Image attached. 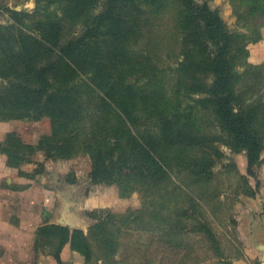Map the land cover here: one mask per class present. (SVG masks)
<instances>
[{"label": "trees", "instance_id": "16d2710c", "mask_svg": "<svg viewBox=\"0 0 264 264\" xmlns=\"http://www.w3.org/2000/svg\"><path fill=\"white\" fill-rule=\"evenodd\" d=\"M230 1L244 31L229 27L209 0H36L33 10L8 6L13 22L0 24V120L49 117L51 131L36 144L8 132L0 139L7 164L31 162L40 151L46 158L84 151L94 183H117L122 195L144 196L141 208L121 215L125 227L161 231L170 237L168 247L176 248L173 235L196 230L185 220L172 222L176 210L191 217L184 205L187 180L178 183L174 171L202 188L217 176L214 166L223 156L218 143L224 141L245 153L247 171L260 183L264 65L247 60V47L262 36L264 0ZM164 17L173 21L168 44L156 32ZM115 216L107 215L89 233L47 221L36 233L52 244L55 264H67L63 255L69 250L84 255L85 264H122L115 254L122 231ZM198 222L197 230L220 246L209 222ZM138 264L163 263L149 257Z\"/></svg>", "mask_w": 264, "mask_h": 264}, {"label": "rangeland", "instance_id": "374dc122", "mask_svg": "<svg viewBox=\"0 0 264 264\" xmlns=\"http://www.w3.org/2000/svg\"><path fill=\"white\" fill-rule=\"evenodd\" d=\"M209 4L219 10L229 27L245 30L230 0H209ZM8 6L33 10L36 0H0V24L13 22ZM172 25L168 17L157 21L156 32L166 43L173 42L169 38ZM261 31V38L247 47V60L256 65H264V25ZM11 131L17 132L27 143L36 144L51 131V121L49 117L0 120V139ZM218 144L223 156L214 166L217 176L206 182L207 185L201 188L185 173H173L178 183L187 180L189 194L184 205L189 208L191 217H181L176 210L172 222L185 220L189 222V229L196 231L191 229L186 235H173L171 240L176 248L172 249L168 247L170 237L161 231L125 227L127 222H123L121 215L141 208L144 196L139 191L122 195L123 190L117 183H94L90 176L91 157L84 151L64 158H46L40 151L33 161L19 166L8 165L7 155L0 153V264H40L43 253H49L53 246L37 235L36 228L51 221L58 207L67 208V213L87 233L107 215H117V226H121L122 231L118 234L120 248L115 254L124 261L122 264H138L149 257L163 264H264L263 251L254 244L264 237V154L257 168L260 181L257 186L258 180L247 171L245 153L234 152L224 141ZM26 185L33 187L24 190ZM157 192L158 215L163 222L167 216L162 209L164 193L161 188ZM179 192H176V199L181 200ZM248 192H255V195ZM199 195L201 197L197 198ZM180 205L181 202L178 207ZM200 220L209 222L210 231L220 240V246L213 243L208 232L197 230ZM116 230L111 226L108 232L116 235ZM94 238L92 236L93 259H97L95 251L99 240L96 235ZM187 247L191 249L189 253ZM63 260L67 264H85L84 255L71 250L63 255ZM52 261L46 264H55V259Z\"/></svg>", "mask_w": 264, "mask_h": 264}, {"label": "water", "instance_id": "95a60500", "mask_svg": "<svg viewBox=\"0 0 264 264\" xmlns=\"http://www.w3.org/2000/svg\"><path fill=\"white\" fill-rule=\"evenodd\" d=\"M56 222L61 225H67L70 227L80 228L81 226L74 220L72 216L67 213V208L62 207L59 211V216ZM255 246L263 251L262 260L264 261V242H254Z\"/></svg>", "mask_w": 264, "mask_h": 264}, {"label": "crops", "instance_id": "0c3cea01", "mask_svg": "<svg viewBox=\"0 0 264 264\" xmlns=\"http://www.w3.org/2000/svg\"><path fill=\"white\" fill-rule=\"evenodd\" d=\"M31 187H33L32 185H30V186H28V185H26V186H24L23 187V189L24 190H27V189H29V188H31ZM46 206L48 205V203L47 202H45L44 203ZM49 208V207H48ZM62 208V207H61ZM50 210V209H49ZM59 211H60V207H58L57 208V210L55 211V217L54 218H52L51 219V221L50 220H48L47 222H52V223H56V224H58L57 222H56V219H57V217L59 216ZM44 223H46V222H44ZM44 223H41V224H39L38 226H40V225H42V224H44ZM37 226V227H38ZM82 227V226H81ZM80 227V228H81ZM257 242H264V237L260 240V241H257ZM71 252H77V251H75V250H71ZM52 259H54V256L52 255V254H50V253H43V256H42V262L40 263V264H46V261H50L51 263H53V261H52ZM45 261V262H44Z\"/></svg>", "mask_w": 264, "mask_h": 264}]
</instances>
